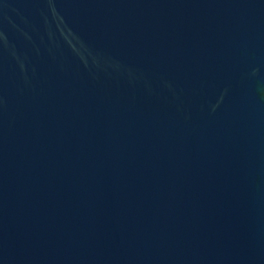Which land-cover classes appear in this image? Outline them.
<instances>
[{"label":"water","instance_id":"obj_1","mask_svg":"<svg viewBox=\"0 0 264 264\" xmlns=\"http://www.w3.org/2000/svg\"><path fill=\"white\" fill-rule=\"evenodd\" d=\"M0 264H264V0H0Z\"/></svg>","mask_w":264,"mask_h":264}]
</instances>
